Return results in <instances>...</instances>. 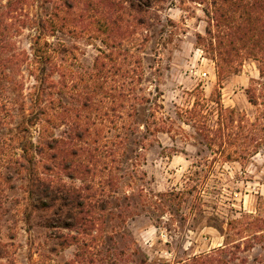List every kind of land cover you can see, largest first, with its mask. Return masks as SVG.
Here are the masks:
<instances>
[{
	"label": "rangeland",
	"instance_id": "374dc122",
	"mask_svg": "<svg viewBox=\"0 0 264 264\" xmlns=\"http://www.w3.org/2000/svg\"><path fill=\"white\" fill-rule=\"evenodd\" d=\"M56 3L0 0L5 22L0 51L8 58L16 56L9 78L0 82V111L7 115L0 126V264H264V78L254 60L223 78L221 101L235 111V122L232 132L216 138L220 111L211 101L219 98L218 79L199 41L208 22L203 11L207 5L200 0H162L135 34L144 74L143 92L138 93L156 97L158 107L140 106L128 152L121 160L115 157L120 170L110 177L112 188L104 195L113 204L112 213H104L95 224L89 216L84 221L69 219L74 226L68 230L45 226L50 212L32 209L36 196H29L28 190L33 178L49 177L52 170L55 181L76 188L91 181L80 174L71 179L54 163L43 162L37 156V125L22 124V108L28 116L36 112L37 83L28 63L20 60L23 54H34L37 21H47ZM111 7L103 2L96 15L110 17ZM81 15L79 25L86 34H52L48 24L46 38L76 47V68L92 69L94 59L108 47L83 6H76L70 18ZM13 24L16 29L8 26ZM195 106L212 130L208 135L190 118ZM113 123L116 129L119 121ZM250 123L256 124L254 139L245 138ZM19 124L27 131L11 137ZM65 130L60 124L54 133ZM234 133L240 135L237 141Z\"/></svg>",
	"mask_w": 264,
	"mask_h": 264
},
{
	"label": "trees",
	"instance_id": "16d2710c",
	"mask_svg": "<svg viewBox=\"0 0 264 264\" xmlns=\"http://www.w3.org/2000/svg\"><path fill=\"white\" fill-rule=\"evenodd\" d=\"M161 1L133 0L124 3L120 0H58L48 20L37 21V33L32 41L34 54L31 58L23 54L20 60L22 65L28 63L37 83L36 112L28 116L26 109L22 108V124L37 125V156L43 162L46 160L54 163L56 170L66 172L71 179L76 174L91 178L83 189L60 180L55 181L52 170L49 177L38 175L33 178L28 190L29 196H36L32 209L43 215L50 212L46 218V227L68 230L74 226V223H69V219L84 221L89 216L90 223L95 224L102 220L104 213H112L113 204L104 199V195L107 188H112L110 177L120 170L114 166L117 160L115 157L121 160L128 152L131 137L135 135L133 121L140 112V106L153 103L158 107L153 102L157 101L156 97L140 95L143 92L140 86L144 74L137 56L140 49L139 44H135V34L140 25L146 24L151 10ZM103 2L114 8L112 17L100 18L96 15V10ZM127 2L129 5L125 6ZM200 4L207 5L203 11L208 22L205 33L199 35V41L204 44L208 59L215 64L218 79L219 98L211 101L220 111L216 138H224V132L227 130L229 133L235 122V111L225 109L221 101L223 78L238 74L247 60L259 64L261 77L264 78V0H200ZM79 5L93 19L97 25V34L104 36L103 42L108 47V52L100 51L94 59L92 69H84L82 66H79L81 69L76 68L79 63L76 47L64 42L53 44L46 38L48 24L52 34L67 32L74 37L86 34L87 29L81 26L82 21L79 20L83 16L70 18ZM10 6L9 3L7 10ZM12 18L10 15L7 17L8 20ZM3 19L0 16V36L5 24ZM8 26L16 29V24ZM5 55L0 51V82L9 78L7 72L13 67L12 58H16ZM56 74L59 75L57 81ZM251 103L259 106L255 99L251 98ZM6 117L0 111V126L5 125ZM190 118L200 131L207 135L211 133L212 130L202 121L203 115L196 113V106L190 111ZM115 120L120 125L113 129L110 125ZM60 124L67 127V130L56 135L54 132ZM26 128L19 124L11 137L19 138L22 132L27 131ZM112 130L116 134H112ZM238 130L243 131L241 128ZM256 132V124L250 123L245 138L254 139ZM109 134H112V138ZM239 136L234 133L236 141ZM2 137L4 139L5 134ZM228 137H231V133ZM23 151L27 153L25 148ZM42 161L38 164L42 165ZM43 168H46L45 165ZM79 264H95V261L82 260Z\"/></svg>",
	"mask_w": 264,
	"mask_h": 264
}]
</instances>
